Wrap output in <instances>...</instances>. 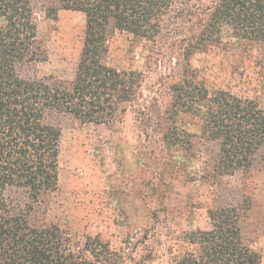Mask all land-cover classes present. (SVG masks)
<instances>
[{
	"label": "trees",
	"instance_id": "1",
	"mask_svg": "<svg viewBox=\"0 0 264 264\" xmlns=\"http://www.w3.org/2000/svg\"><path fill=\"white\" fill-rule=\"evenodd\" d=\"M38 1L53 17L60 9L85 14L72 80L21 74L22 67L45 58L37 39ZM116 30L154 42L169 36L177 45L181 70L166 84L168 98L161 106L156 95L151 101L144 97L142 71L107 64ZM226 39L251 52L264 74V0H0V264L124 262L98 235L74 249L59 225L33 221L44 195L59 184L62 131L48 120L52 112L113 123L135 111L140 127L155 126L153 136L188 160L200 154L205 140L217 141V176L252 167L264 149V108L254 98L210 88L190 63L197 52L225 45ZM240 209L210 208L212 227L183 232L190 247L176 264H262L244 235Z\"/></svg>",
	"mask_w": 264,
	"mask_h": 264
},
{
	"label": "rangeland",
	"instance_id": "2",
	"mask_svg": "<svg viewBox=\"0 0 264 264\" xmlns=\"http://www.w3.org/2000/svg\"><path fill=\"white\" fill-rule=\"evenodd\" d=\"M35 16L45 58L22 67L21 74L74 79L85 14L60 9L53 17L38 1ZM226 41L190 58L198 79L212 89L254 98L264 108V74L253 54ZM108 48L107 64L143 72L145 98L156 95L159 106L167 100L166 84L181 70L179 49L169 36L154 42L116 30ZM48 120L62 131L59 184L44 195L33 221L59 225L72 248L98 235L123 255V264H176L190 247L183 232L210 229L209 209L232 204L241 206L244 235L264 264V149L249 169L217 176V141L205 140L200 154L188 160L153 136L155 126L140 127L135 111L113 123L82 122L60 112ZM190 127L198 129L195 123Z\"/></svg>",
	"mask_w": 264,
	"mask_h": 264
}]
</instances>
